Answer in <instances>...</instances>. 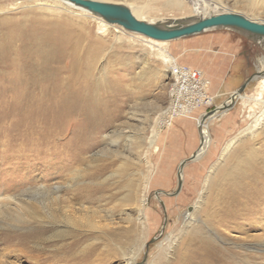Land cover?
Segmentation results:
<instances>
[{
    "label": "rangeland",
    "instance_id": "rangeland-1",
    "mask_svg": "<svg viewBox=\"0 0 264 264\" xmlns=\"http://www.w3.org/2000/svg\"><path fill=\"white\" fill-rule=\"evenodd\" d=\"M20 1L0 0L1 5H9L8 10L0 14L6 20V26L0 27V39L9 36L15 25L22 29L19 34L26 33L29 26L50 25L48 35L64 40L60 47L64 53L58 51L59 54H55L53 44L43 50L54 59L59 58L56 64L63 68L61 75L72 72L75 77L99 80L103 85L105 103H101V109L109 114V121L102 118L103 125L94 131L92 138L85 140L90 144L85 155L101 158L102 150L109 152L103 158L107 166L104 174L95 180H91L90 175L103 160L76 164L69 159L45 158V153H38L35 155L38 159L34 160L33 152H18V147L10 146L20 142V139L12 141L15 135L12 126L21 117L19 112L30 114V110L35 111L32 104L36 105L37 101L13 96L12 92L0 95V200L6 195L22 198L29 206H22L21 211L30 217L29 224L0 219V264H126L131 251L137 253L135 263L169 264L172 259L165 256L159 246L166 244L167 237L175 235L173 257L181 251L179 240L184 232L180 230V219L183 213L201 199L196 217L199 218L197 224L205 231L209 226L205 208L207 197L215 195L213 197L220 200L223 192L238 188L235 184L247 160H251L247 152L252 146L259 147L264 156L262 134L256 141L247 136L241 138L240 146L238 141L229 154L221 157L223 146L244 126L238 117V112L246 105L243 96L255 93L257 79L264 74L261 40L236 30L216 28L168 41L166 49L173 63L189 64L200 70L203 77L205 72L198 65L211 69L209 65L213 61H222L225 56L230 58L226 64L232 69L226 84L234 85L235 90L248 77L255 76L240 92L241 96L229 105L224 116L205 124L201 119L205 109L195 108L187 116H177L170 123L164 114L169 103L170 70L151 53L149 44L119 26L111 25L105 33H99L97 22L89 14L83 16L65 10L60 14H46L43 10L32 9L34 3L23 6L19 5ZM103 1L137 3L134 0ZM144 2L150 9L146 16L152 19L228 10L264 22V0H206L202 4L185 0L184 6L172 5L165 0H141V4ZM15 5L18 7L13 9ZM76 68L85 72L79 74ZM229 96L221 97L220 104V99H213L212 106L206 110L223 106ZM202 125L209 130L211 141L206 147L207 152H203L200 159L192 160L191 155L197 149H205L201 146ZM76 127L75 120L67 117L63 127L53 136V142H66ZM7 130L12 131L7 134ZM185 159L179 182L177 170ZM48 175L54 176L52 182L64 186L62 198H71L74 213H70L63 203L52 216L46 208L40 207V196L34 195L38 189L37 181L33 179L48 178ZM94 187L101 189L91 200L73 199L76 192L90 191ZM261 198L264 199V192ZM34 200L39 205L32 203ZM140 200L141 211H136ZM262 207L264 200L260 204ZM250 208L242 211L245 215L239 217L241 220L236 219L235 225L228 222L227 226L218 228L221 233L213 232L212 235L221 251L231 249L249 253L245 260L243 256L236 257L240 261L238 264H264V210H254V213ZM138 217L146 226L140 225Z\"/></svg>",
    "mask_w": 264,
    "mask_h": 264
},
{
    "label": "bare ground",
    "instance_id": "bare-ground-1",
    "mask_svg": "<svg viewBox=\"0 0 264 264\" xmlns=\"http://www.w3.org/2000/svg\"><path fill=\"white\" fill-rule=\"evenodd\" d=\"M35 1L38 0H21L19 5L26 6L34 3L35 7H33L32 9L43 10L46 14H60L61 10H65L69 13L75 12L76 14L83 16L85 14H89V16L91 15L90 17L94 18V20L97 22V30L99 31V33H105L107 31V28L111 25L119 26L116 24H110L99 16L92 15L83 9L77 8L65 0H39L40 2L38 3H36ZM134 1H137V3L132 4L122 2L121 4H124L136 18L149 23H164L170 22L174 19L190 17L184 15L181 17L171 18H148L146 14L148 13L147 10L149 9V7L145 6V2L141 4V0H139V2L138 0ZM148 1L150 2L151 0ZM165 1L166 3H171L172 5H185V0ZM191 1H198L200 4H202L205 3L206 0ZM6 5L4 6L0 4V14H3L1 12H5L6 10H8L9 5ZM17 7L18 6L15 5L12 8L15 9ZM226 11L228 10H216L212 12L209 11L207 13L196 14L192 16L203 17L209 14ZM244 16L251 20H254L253 17L247 15ZM5 23L6 20L4 19V16H0V27L4 26ZM20 30L22 29H20L19 25H15L12 28L13 32L10 33L9 36L6 35L4 36V38L0 39V95L4 94L5 92H12L13 96L22 98H34L37 102L36 105L32 104L36 107H32L35 111L32 112L31 110H28L30 114H27L28 112L18 113L21 117H19L15 125L12 126L13 130H15V135L13 136L12 141L16 142L18 139H20V142L15 145L11 144L10 146L18 147V152H33L34 160L38 159L35 156L38 153H45V158L52 157L59 160L69 159L68 161H74V163L76 164H91L103 160V158L107 155L109 151L102 150L103 155L101 156V158L85 155L90 147V144L86 143L85 140L87 138H92L95 134L94 131L98 127L103 125L101 120L102 118L105 117L106 120L109 121V114L101 109V103H105L104 98L102 99V96L104 95L102 88L103 85L99 80L97 81L83 79L80 76L75 77L73 76L72 72H69L66 76L61 75V71L63 70V68L56 64L59 58L54 59L53 56H50L49 53L44 52L43 50L44 47H47L49 44H53V47L56 50L55 54L58 55L59 52L64 53V51L60 48L61 45L64 43V40L49 37L48 32L50 30V25L43 24L38 27L29 26V28L26 30V33L23 34L18 33L21 32ZM126 32L131 34V36H133L134 38H141L142 41L149 44L151 48V53L155 55L158 59H160L166 65V67H169V70L171 66L175 64L173 63V58L171 57V54H169L166 49V43L168 41L154 40L134 32ZM260 42V44L264 46V40H261ZM13 43L15 44L13 46H10ZM168 64H170V66H168ZM77 70L79 71V74H81V71L85 72V70ZM259 75L260 74H258L257 76ZM254 77L255 76H252L251 79H253ZM90 96H93V98H90ZM239 96H241V93H236L232 97V101L228 100L223 105H227L225 108L220 109L219 112L217 111L211 115H208L204 119L205 124H209L210 121L216 120L221 116H224V114H227V111L230 109L229 105L233 104ZM243 98V101L246 103V105L242 109V111L240 110L238 112V117L242 119L244 126L242 127L241 131L237 136L229 139L223 146V154L221 156L222 158L229 154L232 148H235V144L238 143V141V146H240V142L242 140L241 138L247 136L249 137V140L256 141L257 138L260 137V135L264 134V74L261 73L260 78L257 79L255 93L251 96H243ZM16 108H19L20 110L21 107ZM67 117H71L72 119H74L75 124H77V127L71 130V137L68 138L66 142H63L62 144L54 143L52 138L55 134L60 131L61 127H63V124ZM202 117L203 116H201V119ZM13 121L15 120H12V122ZM11 131L12 130H7V134ZM200 134L202 139L201 146L205 149H203L202 151L201 149H197L195 151L194 157L191 158L192 160L200 159L202 153L207 152L206 147H208L211 141L209 130L207 129V127H203L202 125ZM66 145L75 147L72 149H68L69 147H67ZM11 150L14 152L13 149ZM53 151L55 153H52ZM247 156H249L251 160H247V164L244 165L245 169L241 172L239 179L236 181L237 184L235 185H237L238 188L233 189V191L230 189V192H223L220 197V200L217 198V196L213 197L215 195L211 196V198L210 196L207 197L208 203L205 208L207 213L206 220L208 221L209 226L206 227V229L204 228L205 231H203L201 227L197 224L199 218L197 219L198 216L196 217V213L200 212L197 210L199 209L200 203L202 202V200L200 199L194 205L192 204L190 208L183 213L182 218L180 219L182 222V229L180 230L183 231L184 234L180 235L181 237L179 240V247L180 249L182 247L183 250L181 249L180 252L177 251L176 257H173V251L175 250L174 246H176L175 235L172 236V238L167 237L165 245L160 244L159 248L164 251V255L169 256L170 259H172L169 264H238L237 262L240 261L236 257L243 256V260H245V256L249 255V253L242 250L227 249L225 251H221L220 249H218L216 240L213 238L212 235L213 232L218 234L221 233L218 228L227 226L229 224L228 222H232V224L234 222L235 225V220L239 217H242V215H245L244 213H242V211L246 210L247 208H250L249 206H252V209L250 208V211L253 210L252 212H254V210L258 211L259 209L264 210V207L260 208V204L262 203V200H264L261 198V195L264 192V156L261 152V149L259 147L256 148V146H252L250 148V150L247 152ZM18 161L23 163V161L21 160ZM103 162L104 160L101 164L96 166V170L94 169V171L91 173V180H95L104 174L105 168L107 166ZM185 163L186 162H184L182 165H184ZM108 164H112V162H109ZM59 173L61 174L62 170H60ZM27 177L28 175L25 178ZM52 178L51 176H49L48 178L41 177V180L38 178L33 179L37 181V185L35 186L38 189H36L37 192L34 191L37 194L34 193V195L40 196V198H38L40 202V207L42 205L43 208H46L49 216H52L57 211L59 204L63 203L64 206L70 210V213H74L75 210L73 208L71 198L70 200H67V198L66 200L65 198H62L61 191L64 186L59 185V182H52ZM180 179L181 169L179 171V182ZM99 189L101 188L94 187L90 191H78L75 193L73 199L76 201L79 199L91 200L93 195L98 192ZM219 195L220 193L218 194V197ZM14 196L6 195L1 198L0 219H2L4 222H24L29 224L30 217L27 218L21 211V207L29 206V202H25L22 198L21 200L19 198H15ZM32 203L38 204V201L36 202L34 200L32 201ZM135 210L141 211V200L140 204H137V206L135 207ZM201 212L204 211L201 210ZM137 220L139 221L140 225L146 226L145 222H141V217H138ZM29 226L31 228L32 225ZM236 226L239 227V225ZM130 253L131 256L127 257L126 264H133L137 262L134 258L137 253L135 251H131ZM230 257H232V259H230ZM135 264H141V262Z\"/></svg>",
    "mask_w": 264,
    "mask_h": 264
},
{
    "label": "water",
    "instance_id": "water-1",
    "mask_svg": "<svg viewBox=\"0 0 264 264\" xmlns=\"http://www.w3.org/2000/svg\"><path fill=\"white\" fill-rule=\"evenodd\" d=\"M73 6L83 9L92 15L99 16L110 24L121 26L124 30L134 32L145 37L159 40L171 41L182 37H188L202 33L206 30L216 28H226L239 31L246 36L264 40V23L251 20L241 13L237 12H219L206 16H190L179 19H174L170 22L149 23L136 18L131 11L121 3L107 2L100 0H65ZM253 75L248 77L243 84L233 91L229 96V101L236 93L242 92L245 85L249 82ZM227 102V101H226ZM227 106V105H226ZM226 106H218L213 110L203 114L204 120L208 115H211ZM195 152L191 155L193 158ZM187 160H182L179 163L177 170V178L179 179V171L181 166Z\"/></svg>",
    "mask_w": 264,
    "mask_h": 264
},
{
    "label": "built area",
    "instance_id": "built-area-1",
    "mask_svg": "<svg viewBox=\"0 0 264 264\" xmlns=\"http://www.w3.org/2000/svg\"><path fill=\"white\" fill-rule=\"evenodd\" d=\"M169 73V103L164 112L168 122L177 116H187L195 108H204L206 113V109L213 104V97L207 92L208 80L202 76L201 71L175 64Z\"/></svg>",
    "mask_w": 264,
    "mask_h": 264
},
{
    "label": "crops",
    "instance_id": "crops-1",
    "mask_svg": "<svg viewBox=\"0 0 264 264\" xmlns=\"http://www.w3.org/2000/svg\"><path fill=\"white\" fill-rule=\"evenodd\" d=\"M228 60H230V58L228 59V57L225 56L224 60H222L224 62L218 61L216 63L215 61H213L212 62L213 64L209 65L211 69L203 65L197 66L199 68H202L205 72L204 73L205 78L208 80V86H207L208 94L211 95L213 99L216 98L220 99V101H218L219 104L223 101L225 96L230 95L233 92L232 90H235L233 88L234 85L226 84L227 82L226 77L229 74L230 70L232 69L231 67L230 68L228 67V64H226ZM181 64L192 67L189 64H184V63ZM221 97H223V99H221ZM176 118H174L173 120L175 121Z\"/></svg>",
    "mask_w": 264,
    "mask_h": 264
}]
</instances>
